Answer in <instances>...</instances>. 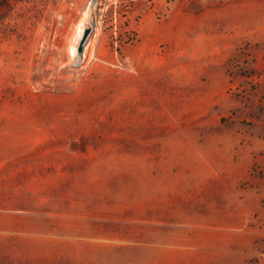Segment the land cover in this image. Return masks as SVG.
Wrapping results in <instances>:
<instances>
[{
	"label": "rangeland",
	"instance_id": "374dc122",
	"mask_svg": "<svg viewBox=\"0 0 264 264\" xmlns=\"http://www.w3.org/2000/svg\"><path fill=\"white\" fill-rule=\"evenodd\" d=\"M256 179L264 0H0V264H211L219 192Z\"/></svg>",
	"mask_w": 264,
	"mask_h": 264
},
{
	"label": "crops",
	"instance_id": "0c3cea01",
	"mask_svg": "<svg viewBox=\"0 0 264 264\" xmlns=\"http://www.w3.org/2000/svg\"><path fill=\"white\" fill-rule=\"evenodd\" d=\"M227 187L228 191L219 192L224 201L216 207L219 211L205 253L211 264H244L251 257L264 255L258 240L262 230L255 224L257 219L264 220V182L256 179L249 189Z\"/></svg>",
	"mask_w": 264,
	"mask_h": 264
},
{
	"label": "bare ground",
	"instance_id": "6f19581e",
	"mask_svg": "<svg viewBox=\"0 0 264 264\" xmlns=\"http://www.w3.org/2000/svg\"><path fill=\"white\" fill-rule=\"evenodd\" d=\"M90 10L88 7L87 12ZM97 39L98 29H92V20L88 23L80 21L67 42L71 62L79 64L82 69L89 66L96 59Z\"/></svg>",
	"mask_w": 264,
	"mask_h": 264
}]
</instances>
